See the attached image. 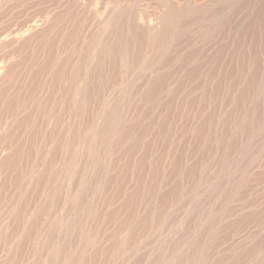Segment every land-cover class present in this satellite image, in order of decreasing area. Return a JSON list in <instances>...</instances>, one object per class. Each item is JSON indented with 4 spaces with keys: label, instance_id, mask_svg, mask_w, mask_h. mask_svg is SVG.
<instances>
[{
    "label": "rangeland",
    "instance_id": "rangeland-1",
    "mask_svg": "<svg viewBox=\"0 0 264 264\" xmlns=\"http://www.w3.org/2000/svg\"><path fill=\"white\" fill-rule=\"evenodd\" d=\"M0 2V264H264V0Z\"/></svg>",
    "mask_w": 264,
    "mask_h": 264
},
{
    "label": "bare ground",
    "instance_id": "bare-ground-1",
    "mask_svg": "<svg viewBox=\"0 0 264 264\" xmlns=\"http://www.w3.org/2000/svg\"><path fill=\"white\" fill-rule=\"evenodd\" d=\"M0 4H3V2L1 3L0 2ZM6 16V15H5ZM4 17V16H3ZM4 22H5V20H4ZM43 22V21H42ZM37 23V22H36ZM36 23H32V24H30L29 26H27V29L25 30V32H32V31H34V30H36V29H38L39 28V26H41L40 24H36ZM4 24V23H3ZM1 25V24H0ZM230 25V24H229ZM26 26V25H25ZM41 27H43V26H41ZM24 32V31H23ZM11 36V35H10ZM23 36V35H22ZM22 36L21 35H18V31H16L15 33H14V35H13V37H11L12 38V40H15V41H17V40H20L21 38H22ZM26 36V35H25ZM30 39V38H29ZM8 41V37H7V35L5 34V32L4 31H0V47H2V48H4L5 47V44H6V42ZM32 42V41H31ZM14 43V42H13ZM18 44V43H17ZM136 47V46H135ZM1 53V52H0ZM6 58V57H5ZM7 69V65H6V62H5V60L3 59V58H0V85L2 86V83L4 82V76L6 75V74H4V73H2L4 70H6ZM96 70V69H95ZM7 72V71H6ZM186 74V73H185ZM25 75V74H24ZM20 76V75H19ZM24 77V76H23ZM5 79H6V77H5ZM6 81V80H5ZM191 84V83H190ZM0 86V87H1ZM2 88V87H1ZM13 89V88H12ZM1 90V89H0ZM182 90V89H181ZM136 91V90H135ZM1 93V92H0ZM224 93V92H223ZM158 94V93H157ZM1 95V94H0ZM4 95V94H3ZM91 95V94H90ZM178 95V94H177ZM220 95V94H219ZM248 95V94H247ZM89 96V95H88ZM87 96V97H88ZM246 96V95H245ZM90 98V97H89ZM252 99V98H251ZM89 100V99H88ZM246 100V99H245ZM245 100H244V102H245ZM259 100V99H258ZM26 101V100H25ZM93 103V102H92ZM3 104V103H2ZM88 104H90L89 102H88ZM23 105V104H22ZM193 105V104H192ZM129 107V106H128ZM90 108V107H89ZM139 108V107H138ZM2 110V109H1ZM90 110V109H89ZM184 110V109H183ZM3 111V110H2ZM88 111V110H87ZM234 112V111H233ZM236 112V111H235ZM116 114V113H115ZM177 115V114H176ZM215 116V115H214ZM88 118V117H87ZM29 119V118H28ZM196 119V118H195ZM140 120V119H139ZM174 121V120H173ZM158 122V121H157ZM258 122V121H257ZM232 123V122H231ZM160 125V124H159ZM214 125H215V123H214ZM34 128V127H33ZM158 134V133H157ZM226 134V133H225ZM224 134V135H225ZM151 137H153V136H151ZM223 137V136H222ZM160 140V139H159ZM241 140V139H240ZM175 142V141H174ZM48 143V142H47ZM175 144V143H174ZM165 146V145H164ZM237 146V145H236ZM167 147V146H166ZM234 147V146H233ZM162 148V147H161ZM211 148V147H210ZM236 148V147H235ZM160 150V149H159ZM184 150V149H183ZM211 150V149H210ZM151 153V152H150ZM25 156V155H24ZM198 156V155H197ZM117 158V157H116ZM29 159H30V157H29ZM201 159V158H200ZM13 160V159H12ZM22 160H23V158H22ZM17 161V160H16ZM18 162V161H17ZM26 162V161H25ZM24 163V162H23ZM22 163V164H23ZM29 163V162H28ZM156 164V163H155ZM208 164V163H207ZM179 166V165H178ZM193 166V165H192ZM23 167V166H22ZM179 168V167H178ZM195 168V167H194ZM177 169V168H176ZM175 169V170H176ZM181 169H182V167H181ZM190 169V168H189ZM191 169H192V167H191ZM196 169V168H195ZM86 170V169H85ZM128 170H129V168H128ZM174 170V169H173ZM172 170V171H173ZM186 170H187V168H186ZM188 171V170H187ZM165 173V172H164ZM186 176H188V175H186ZM179 178V177H178ZM6 179V178H5ZM185 180V179H184ZM193 180V179H192ZM178 181V180H177ZM174 182V181H173ZM16 183V182H15ZM21 183V182H20ZM3 184V183H2ZM7 184V183H6ZM60 184V183H59ZM173 186V185H172ZM174 188V187H173ZM171 190V189H170ZM1 192V191H0ZM165 193H166V191H165ZM169 194V193H168ZM115 195V194H114ZM133 195V194H132ZM176 195V194H175ZM136 197V196H135ZM148 197V196H147ZM60 198V197H59ZM57 200V199H56ZM127 206V205H126ZM215 210V209H214ZM127 212V211H126ZM20 213V212H19ZM128 213V212H127ZM177 215V214H176ZM128 216V215H127ZM148 216V215H147ZM158 220V219H157ZM32 226V225H31ZM146 226V225H145ZM113 229V228H112ZM48 230V229H47Z\"/></svg>",
    "mask_w": 264,
    "mask_h": 264
}]
</instances>
